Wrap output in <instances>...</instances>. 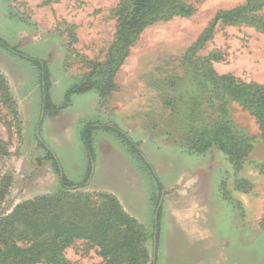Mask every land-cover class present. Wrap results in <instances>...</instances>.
<instances>
[{
    "label": "rangeland",
    "instance_id": "rangeland-1",
    "mask_svg": "<svg viewBox=\"0 0 264 264\" xmlns=\"http://www.w3.org/2000/svg\"><path fill=\"white\" fill-rule=\"evenodd\" d=\"M186 1L194 6L190 14L159 19L138 33L114 72L112 88L101 97L94 86L81 92L75 88L107 59L119 0H0V36L46 60L49 93L59 108L55 115L42 112L37 68L0 47V73L17 110L14 118L2 109L11 125L0 122V139L8 150L0 173L11 177V184L0 201V217L20 203L60 192L44 143L68 181L82 184L72 193L95 198L110 193L145 227L147 264H264L262 128L241 102L226 103L232 133L248 144L243 160L234 165L218 147L189 149L186 126L188 103L198 98L197 81L190 78L194 63L213 55L210 65L218 74L264 86V33L243 23L219 22L200 44L217 11L245 0ZM253 3V13L264 16V0ZM212 103L200 105L203 117L217 110ZM87 124H94L92 161L82 136ZM105 126L135 141L154 172L138 164L123 137ZM172 206L193 207L194 225L182 229L173 223L168 216ZM175 233L181 235L179 242ZM64 254L71 264L104 263L96 247L81 239Z\"/></svg>",
    "mask_w": 264,
    "mask_h": 264
},
{
    "label": "trees",
    "instance_id": "trees-1",
    "mask_svg": "<svg viewBox=\"0 0 264 264\" xmlns=\"http://www.w3.org/2000/svg\"><path fill=\"white\" fill-rule=\"evenodd\" d=\"M256 4L253 0L227 10L217 11L207 29L199 38L200 44L212 34L219 22L247 24L264 33V16L253 13ZM118 15L114 39L108 49L107 59L98 65V71H92L83 84L75 88L76 92L95 87L100 96L106 95L112 88L115 70L124 59L129 46L138 33L146 26L174 14L188 15L194 6L186 0H119L113 9ZM190 47L187 55L195 49ZM0 47L30 62L39 73L41 90V110L55 115L59 108L52 101L49 89V68L45 59L25 54L16 46L0 36ZM213 55L200 57L196 61L197 69L190 78L198 85V98L191 100L186 109L187 144L189 149L202 151L209 147H218L227 154L234 165L243 160L246 141L234 135L228 125L225 105L230 99L241 102L256 118L264 133V86L254 81H244L231 74H218L210 65ZM93 74L96 78L93 79ZM214 100V101H213ZM208 101L218 104L212 114L203 117L200 105ZM217 106V105H216ZM3 107L17 117L13 100L5 77L0 73V122L11 125L6 119ZM225 113V115H224ZM94 124H87L82 131L87 147L88 157L92 161L91 130ZM114 129L121 137L123 144L137 163H144L152 173V167L144 158L137 143ZM47 157L53 160L54 170L59 176L61 190L52 195L37 197L14 207L0 217V264H71L64 249L75 240L81 239L88 246L96 247V252L103 264H147L149 250L145 246L149 236L145 227L129 215L118 199L107 192L72 193L76 186L63 175L54 153L44 144ZM6 142L0 139V160L8 154ZM139 164V163H138ZM145 171V170H144ZM11 184L8 174L0 173V201H2ZM66 197H70L68 201ZM45 203H48L45 204ZM155 232L151 233L154 236Z\"/></svg>",
    "mask_w": 264,
    "mask_h": 264
},
{
    "label": "crops",
    "instance_id": "crops-1",
    "mask_svg": "<svg viewBox=\"0 0 264 264\" xmlns=\"http://www.w3.org/2000/svg\"><path fill=\"white\" fill-rule=\"evenodd\" d=\"M121 201V200H120ZM122 203V205H123V202H121ZM123 207H124V209L127 211V208L123 205ZM173 207V206H172ZM170 207V209H169V211H168V213H169V215L168 216H170L171 218H172V220H173V223H178V225H179V227L180 228H182V229H184V228H187L188 226H191V225H194V224H191L190 223V218H191V216H190V211H192V208L193 207H189V208H186V209H182V208H179V207ZM128 212H130V211H128ZM130 214H131V212H130ZM133 215V214H132ZM170 225L171 226H173V224L172 223H170ZM173 228V227H172ZM189 228V227H188ZM181 229V230H182ZM174 236H173V238L177 241V242H179V240H180V237H181V235L180 234H178V233H175V234H173ZM163 240L164 239H162V241L161 242H163ZM178 245V244H177ZM176 245V246H177ZM180 249H181V247H180ZM180 251V253L181 254H183L182 253V250H179ZM181 254L179 255V257H181Z\"/></svg>",
    "mask_w": 264,
    "mask_h": 264
},
{
    "label": "water",
    "instance_id": "water-1",
    "mask_svg": "<svg viewBox=\"0 0 264 264\" xmlns=\"http://www.w3.org/2000/svg\"><path fill=\"white\" fill-rule=\"evenodd\" d=\"M160 204H161V198L159 199V202H158V205H157V208H156V213L158 212V209L160 207ZM153 259H154V257H153Z\"/></svg>",
    "mask_w": 264,
    "mask_h": 264
}]
</instances>
